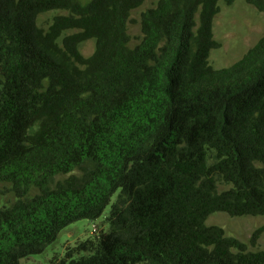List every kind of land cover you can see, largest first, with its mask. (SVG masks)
Listing matches in <instances>:
<instances>
[{"label": "trees", "instance_id": "16d2710c", "mask_svg": "<svg viewBox=\"0 0 264 264\" xmlns=\"http://www.w3.org/2000/svg\"><path fill=\"white\" fill-rule=\"evenodd\" d=\"M143 1L0 0V183L15 197L0 207V264L107 207L115 229L57 264H264V248L205 223L264 216V34L214 68L212 19L234 0H158L130 47ZM51 9L67 14L43 34L35 18Z\"/></svg>", "mask_w": 264, "mask_h": 264}, {"label": "rangeland", "instance_id": "374dc122", "mask_svg": "<svg viewBox=\"0 0 264 264\" xmlns=\"http://www.w3.org/2000/svg\"><path fill=\"white\" fill-rule=\"evenodd\" d=\"M86 2L88 0H81ZM158 0H144L143 3L130 11L127 22V33L129 34V46L132 47L141 39L140 15L149 8L155 7ZM219 12L212 19L213 38L220 43L219 47L212 48L209 53V63L214 68L231 65L238 60L249 47H251L264 34V15L244 0H234L230 5L218 1ZM59 14H67L65 10L51 9L39 13L35 18L36 27L45 34L51 24L53 17ZM71 31H66L69 33ZM78 50L83 57H88L94 50V40L88 39L81 42ZM66 175L59 176L62 179ZM228 186L219 183L218 189L222 190ZM36 193L30 190V195ZM116 196L112 198L114 201ZM15 200L10 185L0 183V207L9 205ZM109 210L105 209L103 215L94 221L80 219L63 228L56 239L49 244L41 253L30 255L20 260V264H57L70 249L100 232H110L115 229L114 223L108 219ZM208 225L222 227L227 235L234 236L247 244L249 250H260L264 248V230L258 235L254 246L250 244L252 233L264 225V216H230L225 212L216 211L211 213L206 221ZM94 224L95 230H92Z\"/></svg>", "mask_w": 264, "mask_h": 264}, {"label": "built area", "instance_id": "2783aa9c", "mask_svg": "<svg viewBox=\"0 0 264 264\" xmlns=\"http://www.w3.org/2000/svg\"><path fill=\"white\" fill-rule=\"evenodd\" d=\"M92 230H93V231L95 230V226H94V224L92 225Z\"/></svg>", "mask_w": 264, "mask_h": 264}]
</instances>
